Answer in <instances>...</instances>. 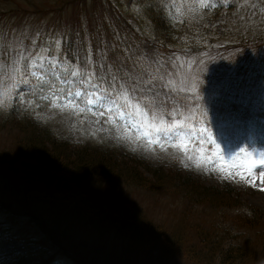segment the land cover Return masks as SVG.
<instances>
[{
  "label": "rangeland",
  "instance_id": "374dc122",
  "mask_svg": "<svg viewBox=\"0 0 264 264\" xmlns=\"http://www.w3.org/2000/svg\"><path fill=\"white\" fill-rule=\"evenodd\" d=\"M136 33L147 44L143 52L127 43ZM256 40H264V0H0V63L10 66L24 56L21 67L37 74L32 93L25 88L22 96L0 95V264L17 254L29 255L22 264H199V255L191 254L208 245L196 239L190 245V238L201 228L226 234L223 250L218 245L211 259L205 255L206 264H264V47L251 54L249 71L242 64L243 52H250L244 43ZM147 73L157 77L153 90H133V77L147 80ZM181 77L185 99L173 91ZM99 78L108 80L105 88ZM117 93L143 108L154 106L169 123L189 125L184 147L163 139L161 147L140 136L133 126L138 118L122 120L116 113L111 101L126 103ZM233 101L243 105L241 112H232ZM23 116L73 148L91 150L75 153L93 166L91 175L72 181L69 170L51 173L44 163L20 158L10 132L24 127ZM215 123L226 134L221 144L210 127ZM97 151L128 161L137 173L149 176L148 165H163L199 185L229 187L240 205H224L211 190L212 203L224 206L194 205L185 229L179 194L126 182H119L118 193L99 188L96 173L104 172L105 159ZM123 206L141 207L147 219L169 230L167 238L175 237L177 226L186 230L190 235L178 236L189 241L172 240L175 255L166 263L158 245L119 232L114 219ZM89 208L93 214H86Z\"/></svg>",
  "mask_w": 264,
  "mask_h": 264
},
{
  "label": "trees",
  "instance_id": "16d2710c",
  "mask_svg": "<svg viewBox=\"0 0 264 264\" xmlns=\"http://www.w3.org/2000/svg\"><path fill=\"white\" fill-rule=\"evenodd\" d=\"M115 8V6H113ZM117 14V12H116ZM110 15H105V19ZM118 19H122V11L117 17ZM128 22L130 20L127 19ZM107 22V20H106ZM108 24V23H107ZM108 29H110V26L108 24ZM135 31V30H134ZM80 34V33H79ZM112 35L113 33L110 32ZM121 36H124V29L121 28ZM142 36L139 35V33H136L132 36V39L134 41L129 40L127 43L131 42L135 44V49H137V52H143L142 49H144L147 45L146 43H143ZM139 39H141L139 42ZM65 45L69 48H74V43L72 40H66ZM245 47H247L249 50L251 49H257L264 46V40H256V43L253 42H247V44L244 43ZM111 47H108V49ZM164 50H167L168 48L165 46L163 48ZM115 54H111L110 57L114 58ZM26 120L24 123V127L18 129L17 132H10L14 134V137L12 138L13 141H15V144L17 146V151L15 152L19 154L20 158L24 160H33L36 162L44 163L46 168L51 171V173H54L55 170H69L71 171L70 174L72 176H75L76 179H72V181H76L80 179V177H84V174L88 177L91 175V168L93 167L91 164L85 162L83 158H80L77 155H80L83 151H91L88 149H75L72 146H70V142L67 140H60L59 138L52 135V132L47 128H40L34 124V121L30 119L28 116H23ZM64 148L67 149L71 154L70 155H63L59 154L57 152L58 149ZM75 153L77 155H75ZM96 153H101V155L105 160L100 163L101 167H103L104 172L101 173V171L96 173V176H100V184L99 188L105 190L110 189L113 192L118 193L117 186H119V182H126L131 185H140L145 188H148L153 191H162L167 192L171 194H179L181 195V199L184 201V216H185V229L188 228V215L187 211L189 209H193L194 205L199 204H209L210 206H224L226 205V200L228 201V204H233L235 201V205H240L238 202V199H236L238 196L235 193L234 190H231L229 187L224 188H212V187H206L204 185H199V181L195 180L191 176L184 175L179 170H173L171 167H165L163 165H148L147 171L150 175L137 173L132 170V166L130 167L127 162L128 161H116V158L113 159V161L110 158H107L103 155H108L105 151H100ZM109 156V155H108ZM73 159V161L71 160ZM144 164V163H143ZM136 165H142V163H136ZM146 165V164H144ZM147 166V165H146ZM168 168V169H166ZM135 172V173H134ZM181 178L184 182L176 183L174 179ZM193 182V183H190ZM177 185H180V189L177 191L175 190V187ZM211 190H214L216 192L215 198L220 201L221 203H224V205H219L218 203H212L211 198H209L206 194L209 193ZM226 191V192H224ZM93 190L90 188V193H92ZM233 194L236 198L234 199L232 197ZM201 198V199H199ZM234 205V206H235ZM135 208L131 210L128 206L122 207V212L120 213L119 217L116 216L114 221H118L117 227L120 233H127L128 235H133V239L135 242L138 243H144L146 246H156L158 245L163 252L164 259L167 262L170 261V259H173L175 254H171L170 245L171 241H185L188 242V237L182 239L178 235H190L185 232L180 233L179 227L173 228L175 231H172L171 235H175L173 238H167L166 235H170L169 230L165 228L163 224H155L154 221L147 219L144 211L139 206H134ZM94 208L87 210L86 214H93ZM118 209V208H115ZM92 210V211H90ZM111 217H114L111 213ZM172 229V230H173ZM212 231L209 228H201L199 230V235L197 237L190 238L192 241L193 246H196L194 244V240L201 241L207 244V248L204 252L194 253L191 254V256H197L199 255V264H206V259H211L213 253L215 252V247L218 249H222L220 247L221 243H223L224 238L226 237L225 233H222L221 235H212ZM177 235V236H176ZM187 239V240H186ZM55 240V239H54ZM200 246V245H199ZM239 248V247H238ZM237 248V249H238ZM236 249V250H237ZM244 249V247H242ZM169 252V253H168ZM231 253V251H226L225 257L227 254ZM149 256L152 259H155L156 262H160V258L154 257L152 254H149ZM178 256V255H177ZM224 257V258H225ZM234 258V255L232 254L227 260H232ZM23 259H12L9 261V264H19V261H22ZM8 264V261H7Z\"/></svg>",
  "mask_w": 264,
  "mask_h": 264
},
{
  "label": "snow or ice",
  "instance_id": "6c2138e0",
  "mask_svg": "<svg viewBox=\"0 0 264 264\" xmlns=\"http://www.w3.org/2000/svg\"><path fill=\"white\" fill-rule=\"evenodd\" d=\"M0 59H2V57H0ZM24 60L25 57L20 56L19 59L13 60L10 66L7 63H0V75H2L4 80V87L0 89V95L11 97L12 93L15 91L18 95L22 96L25 88L28 93L34 91L35 85L33 84L31 77H36L37 74L34 71H26L21 67ZM39 70L42 74L44 73L43 65L40 66ZM76 74L77 73H72V75ZM147 75L149 76V79L147 80L142 77H133L136 81V83L132 85L133 90H139L141 92L145 91V89L148 92L153 90V80L157 79V77L151 73H147ZM37 79L39 78L37 77ZM160 79H163V77H160ZM150 85H152V87H149ZM185 87H187V84L181 77L180 84L177 87H174L173 91H176L177 89L183 91ZM194 90L195 89H193V91ZM121 98L126 102L127 108L125 109L123 105L111 101V103L115 104L116 113L122 120L129 114L138 118L133 120V126L140 136L148 138L150 144L159 143L160 146L163 147L164 144L161 142L163 139L164 142H167L168 140L176 141L174 144L175 147H184L183 141L189 130V125L184 121L173 119L172 122L169 123L158 114V111L154 106L143 108L139 103H133L129 100L127 93H124ZM90 102L91 101H89V103ZM2 103L3 101H0V104ZM109 111H111V109H109ZM149 112L152 114L149 115ZM200 130L208 132L206 128ZM208 135L211 136V133L208 132ZM216 147L219 149V145ZM221 159H223V157H221ZM260 163L264 164V160H261ZM199 166V163H197V167Z\"/></svg>",
  "mask_w": 264,
  "mask_h": 264
}]
</instances>
